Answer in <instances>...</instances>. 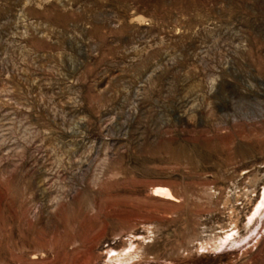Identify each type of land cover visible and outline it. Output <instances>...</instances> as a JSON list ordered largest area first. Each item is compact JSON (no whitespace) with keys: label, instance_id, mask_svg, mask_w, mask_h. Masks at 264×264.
Listing matches in <instances>:
<instances>
[{"label":"rangeland","instance_id":"rangeland-1","mask_svg":"<svg viewBox=\"0 0 264 264\" xmlns=\"http://www.w3.org/2000/svg\"><path fill=\"white\" fill-rule=\"evenodd\" d=\"M0 264H264V0H0Z\"/></svg>","mask_w":264,"mask_h":264},{"label":"bare ground","instance_id":"bare-ground-1","mask_svg":"<svg viewBox=\"0 0 264 264\" xmlns=\"http://www.w3.org/2000/svg\"><path fill=\"white\" fill-rule=\"evenodd\" d=\"M159 190H160V189H159ZM159 190H158V191H159ZM166 191H167V190H166ZM161 192H162V191H161ZM164 193L166 194V195L164 194L165 196H168V195H167L168 191H167V192L164 191ZM164 195H163V196H164Z\"/></svg>","mask_w":264,"mask_h":264}]
</instances>
